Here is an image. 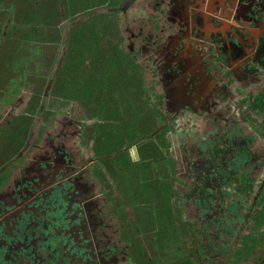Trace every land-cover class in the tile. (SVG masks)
<instances>
[{"label": "flooded vegetation", "instance_id": "obj_1", "mask_svg": "<svg viewBox=\"0 0 264 264\" xmlns=\"http://www.w3.org/2000/svg\"><path fill=\"white\" fill-rule=\"evenodd\" d=\"M31 1L0 0V166L9 161L0 168V264H65L70 247L79 256L69 254L67 264H228L241 242L220 223L208 229L227 204L211 202L205 188L224 190L246 155L243 97L264 105V91L256 93L264 79L252 74L264 66V45L256 47L261 23H239L241 0H117L118 7L57 22L49 0ZM100 18L111 24L108 50L121 49L138 67L132 75L126 62L75 64L79 90L68 97L60 85L71 76L64 60L70 31L88 22L98 29ZM12 44L15 58L7 54ZM56 45L55 65L42 63V49ZM100 73L112 90L107 103L116 99L121 114L83 96V76ZM111 79L124 86L123 99ZM183 137L192 145L184 147ZM195 170L205 188H195ZM263 174L264 165L254 180ZM255 182L258 196L264 180ZM4 250L18 252L8 259Z\"/></svg>", "mask_w": 264, "mask_h": 264}, {"label": "trees", "instance_id": "obj_2", "mask_svg": "<svg viewBox=\"0 0 264 264\" xmlns=\"http://www.w3.org/2000/svg\"><path fill=\"white\" fill-rule=\"evenodd\" d=\"M40 1H42L43 3V0ZM260 1L261 0H256V2L259 3H255V5H253L254 0H241L240 4L242 7L244 6V11L245 9L246 11L238 21L243 27H251L257 23H261L264 25V10H262L264 9V7H262ZM37 2L39 1L37 0ZM116 2L118 7L119 1L117 0H49L47 3L49 4L48 7L50 6L49 14L52 17L53 22H57V20L60 21L62 20V18L68 19L71 16H76L80 13L86 16V14H88L91 10L95 8L105 7L106 5H109L111 3L114 5L116 4ZM30 3L31 5H33L35 1L32 0ZM45 6V4H40V7L38 9H43ZM259 7L262 11H259ZM252 9H254V13H257L254 20H251L249 18V12ZM255 9L258 10L255 11ZM22 12L24 13V16L29 15V8L24 9V11ZM35 14L30 16H35L38 19L41 17V14L39 13ZM98 20L100 22V24L97 23L99 25L98 29L94 22H88L84 23L81 29L74 28L70 31V40L68 42V49L66 51V55H64V60L67 66L66 71L68 74H71V76L65 77V80H63L60 85V88L63 91L66 90V94L68 97L76 96L75 94L79 90V85L76 80L77 70L75 69V64H79L80 62H89L92 65H96L98 64V62H102L105 65L108 63L123 64L124 62H126L132 65L129 67V70L132 75L135 73L136 67H138L137 63H135V60L133 58H123V52L121 49L117 50L119 48H116L114 50H108L110 47L109 45L112 44V42L108 41L109 33L111 34V32L108 31H111V24L109 23V20L107 18H100ZM257 38H259L258 41L260 43V46L258 45L256 47H261L262 45H264V35L259 37L257 36ZM117 46L118 44H116V47ZM252 74H256L259 79H264V66L258 64V71H254V73ZM252 74L250 72L248 75L252 76ZM94 76L95 74L92 77H90V74H85L83 76L84 80L83 83H81L83 96H98V98L101 100L100 108L103 111L109 109L108 111L110 112L117 111L121 114V104L118 103L116 99L113 102L111 101L107 103V97L109 96L108 94L112 93V90H110L107 86V81L105 80L106 74L100 73L96 76L97 78H94ZM134 81L135 80L131 78V84L134 83ZM109 83L112 88L118 90V92L115 93H118L121 99H123V97L125 96L124 86L119 82H114L112 79L109 81ZM131 87V89H133V86ZM262 91H264V82L258 85V90L256 93L258 94ZM249 93L252 94V92ZM242 100H244L243 104L246 108L245 112L240 118H238V120L242 121L241 123L244 128L250 130V132L247 133V135L249 134L248 136H250L249 142L246 141L243 144H240V146H242V152L246 153L245 156H241L239 158L243 160V162L238 165L236 173L229 176L226 185L223 187L224 190H222V188H220V190H216L213 186H207L205 188V182L201 183L202 185H200V182H198L199 171L196 170L194 174V184L195 188L200 189L201 187H204L210 193L209 198L211 202L213 198H215L216 201L219 200V202H221L223 199L226 200L227 210L225 213V217L223 219L221 218L220 222L219 220H214L213 218H210L208 221V229L211 230L212 227L215 226L219 227L220 224L222 225V227L224 225L226 226V229L230 230V238H234L236 241L241 242L239 249L236 250L237 253H234L232 251V256L228 259V264H264L263 189L258 196L255 195L257 191V188L255 187L257 183L255 181L256 179L257 181H261L262 179L264 180V174L258 176V178H255L254 180L255 170H257L258 168L263 170L264 165V157L257 158L258 156H256V154H259L264 151V105L260 102L252 103L251 101H248V96L243 97ZM152 106L153 104L150 105V107ZM227 136H229L228 133L226 134V138ZM181 139L184 141V147L192 145L188 144L186 137H183ZM227 144H230V139L228 138ZM193 145L196 150L200 148L199 143L197 141L193 142ZM207 152H202L200 156L208 157L209 153ZM8 163V160H4L2 162L3 165L1 164L2 166H0V168L4 167ZM101 191L102 193L104 192L103 189H100V192ZM163 207L164 206H162V208ZM162 211H166V209L163 208L161 212ZM247 215L249 217L246 219L245 217H247ZM222 227L220 226L219 229H221ZM211 235L212 240L215 239L214 235ZM212 243L216 242L212 241ZM74 249V247H70L64 250L66 252V255L63 256L62 259L65 264H67V262L69 263L71 260L69 254H73L74 251L77 252ZM212 249H217V246L212 245ZM4 252V255L11 257L8 259H12V257L16 255L14 253H17L18 251H13V253L10 250H4ZM46 252L47 250H45V253ZM60 253H63V251L60 250ZM77 254L79 256L78 252ZM55 260L56 259H52V264H57ZM182 263L186 264V262ZM179 264H181V262Z\"/></svg>", "mask_w": 264, "mask_h": 264}, {"label": "rangeland", "instance_id": "obj_3", "mask_svg": "<svg viewBox=\"0 0 264 264\" xmlns=\"http://www.w3.org/2000/svg\"><path fill=\"white\" fill-rule=\"evenodd\" d=\"M153 0H151V2H152ZM255 16H256V13H254V9L253 10H251L250 12H249V18L251 19V20H254L255 19ZM10 17H12L11 16V14H9V15H7V18H10ZM2 19H4V18H2ZM21 30V29H20ZM258 30H264V26L263 25H261L259 28H258ZM26 32H27V30L26 29H24L23 28V31H22V33H20V36H21V38H22V41H21V43H19V46L20 47H22L23 49H26L27 48V43H24V38H25V34H26ZM16 33L17 32H15V35H16ZM115 38H116V35H115ZM243 40H245V41H247V38L246 37H243L242 38ZM230 43L232 42V44H233V40H231V41H229ZM104 43V42H103ZM229 44V43H228ZM17 46H18V44H12L11 46H9L8 47V49H7V54H14L15 53V55H14V58L18 55L17 53H19V51H17ZM237 46V45H236ZM61 49V47H60V45L58 46V45H56V46H50L49 48H47V47H44L43 49H42V51H43V56H42V58H40V61L43 63L44 61H46L47 60V62H50L53 66L55 65V62H56V59H57V57H58V54H59V52L61 51L60 50ZM230 49H232V48H230ZM5 49H3L2 51H4ZM13 58V59H14ZM49 63V64H50ZM27 64H28V59H25V62H23V63H20V65H19V67H21V66H27ZM49 64L47 63L45 66L48 68L49 67ZM37 70H38V72L40 73V74H45L46 73V69H44L43 70V67H42V64L40 65H37ZM16 83V82H15ZM22 85H23V83L22 82H20L19 83V85H18V87L16 88V91H17V93L19 94V92H21L22 90H23V87H22ZM251 89V88H250ZM255 92V91H254ZM53 107H54V109H56L57 108V104L54 102V104L52 105ZM52 107V108H53ZM197 125V124H196ZM217 208H220L221 206H216ZM226 209H227V207H226ZM202 212H203V210H202ZM218 213V212H217ZM214 214V213H213ZM3 244V243H2ZM10 244V239L9 238H7L6 239V241H4V245L5 246H7V245H9ZM3 246V245H2ZM5 248V247H4ZM74 251V250H73Z\"/></svg>", "mask_w": 264, "mask_h": 264}, {"label": "water", "instance_id": "obj_4", "mask_svg": "<svg viewBox=\"0 0 264 264\" xmlns=\"http://www.w3.org/2000/svg\"><path fill=\"white\" fill-rule=\"evenodd\" d=\"M262 25V24H261ZM10 244H12V242H10Z\"/></svg>", "mask_w": 264, "mask_h": 264}]
</instances>
